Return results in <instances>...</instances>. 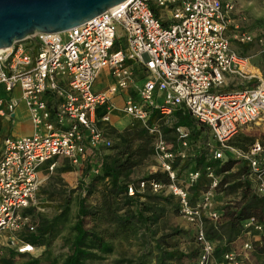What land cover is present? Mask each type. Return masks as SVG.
<instances>
[{
  "label": "built area",
  "instance_id": "1",
  "mask_svg": "<svg viewBox=\"0 0 264 264\" xmlns=\"http://www.w3.org/2000/svg\"><path fill=\"white\" fill-rule=\"evenodd\" d=\"M243 24L235 0H125L63 32L26 38L33 41L28 49L21 42L4 49L0 86L8 95L17 88L19 98L0 99V117L12 114L19 101L33 132L1 141L0 246L18 254L36 251L19 234L35 229L23 211L34 208L41 183L38 168L57 159L77 166L110 147L106 130L114 108L111 99L134 84L132 65H137L141 81L133 87L136 96L124 100L121 112L154 136L152 173L164 174L167 180L165 184L140 181L137 193L146 187L152 194L175 198L197 249L193 264H248L254 248L246 237H260L264 224L246 220L233 248L216 257V243L206 238L204 221L216 225L219 220L213 203L219 178L206 168L208 185L191 200L189 189L199 171L189 167L181 181L177 171L195 154L192 128L176 126L163 134L159 127L177 112L188 116L200 134L209 137L202 143L208 158L244 162L255 193L264 197V146L257 140L245 150L230 144L242 129L264 121L263 76L252 57L232 48L255 41L262 46L264 31L257 38ZM101 71L110 82L94 92ZM252 80L254 84L244 86ZM236 82L244 87L235 88ZM230 85L234 88L222 91ZM98 107H104L99 119ZM98 159L89 165L92 173L98 171ZM132 194L128 186L127 196ZM236 242L239 245L234 246Z\"/></svg>",
  "mask_w": 264,
  "mask_h": 264
},
{
  "label": "trees",
  "instance_id": "2",
  "mask_svg": "<svg viewBox=\"0 0 264 264\" xmlns=\"http://www.w3.org/2000/svg\"><path fill=\"white\" fill-rule=\"evenodd\" d=\"M115 46L114 44L113 49ZM173 116L176 118L177 126L192 128L191 141L193 145H196L194 156L186 162L190 169L199 171L196 183L189 189L191 200L197 198L208 185L206 168L219 178L216 192L237 195L234 203L222 208L221 223L217 222L213 225L204 221L205 236L216 243L214 255L217 257L220 253L227 251L228 246L242 235L243 223L246 220L254 218L264 224V197L255 193L244 162L228 157L211 160L208 158L207 150L202 147V143H199L200 130L193 126L189 117L178 112ZM164 134H169V130H164ZM131 156V153L124 157L102 155L98 159L97 173H92L89 165L86 164L85 170L89 175L87 181L80 184L81 193L77 199L73 221L68 227L69 236L65 238L67 251L59 263L48 260L44 255L57 223L67 219L68 199L63 201L60 212L55 217L50 220L40 217L33 233L19 234L23 243L35 248L44 247L42 254L38 257H30L9 249L6 250L7 256L0 257V264H95L112 253L114 243L128 240H136L145 245L151 243V246L145 253L127 261L126 264H146L150 262L151 254L153 255L151 261L154 264H180L183 260L188 262L194 260L197 255L196 247L184 252L168 242L181 233L177 229L160 235L154 240L151 239L154 236L152 228L166 212L165 205L175 198L171 195L162 197L161 193L152 194L146 187L142 193H137L140 181L165 184L167 180L164 174L155 172L135 181L134 185L130 181L133 168ZM53 161L47 162L46 165ZM234 167L235 170L232 171ZM68 169L69 167L61 171ZM128 186L133 190L131 197L127 196ZM89 199L92 200L91 203ZM174 211L178 212V207ZM33 212L32 207L25 209L23 214L31 218ZM143 250H145L144 247ZM255 251L257 257H264V230L259 241L255 242ZM14 257H19L22 261L14 262Z\"/></svg>",
  "mask_w": 264,
  "mask_h": 264
},
{
  "label": "rangeland",
  "instance_id": "3",
  "mask_svg": "<svg viewBox=\"0 0 264 264\" xmlns=\"http://www.w3.org/2000/svg\"><path fill=\"white\" fill-rule=\"evenodd\" d=\"M235 9L237 15H241L244 18V28L247 32L255 35L259 38V35L264 31V0H235ZM235 17V16H234ZM232 48L242 56L252 57L253 63L259 67L260 73L264 76V42L263 45H258L255 41L247 45H235L232 44ZM264 79V77H263ZM99 86L97 88H103L107 84V79L100 75ZM125 122L121 126L116 128H110L106 130V134L110 139L111 146L107 150L101 151V155H120L124 157L126 154L131 153V159L133 163L132 173L130 181L134 184L135 181H139L146 175L153 172L155 162L152 156V141L153 135L148 134L139 123L131 121L126 115H124ZM127 120V121H126ZM177 126L175 116L170 117L166 124H160L159 127L164 134V130H171ZM264 121L258 122L257 125H250L239 134V138L243 144L250 145L253 141L257 140L261 144H264L263 136ZM204 143L209 140V137L204 133L200 136ZM167 139H171L167 135ZM52 164V169L48 170V167ZM69 167L68 170H63ZM86 164L82 163L77 166H71L62 159H57L47 165L46 170L43 168L41 171V183L39 190L35 196L34 212L31 215V222L36 227L40 217L50 220L59 214L60 208L65 199H68V214L66 221H59L55 228L54 233L51 236L50 244L45 249V257L50 261H57L65 255L67 251V244L65 238L69 236L68 227L73 221V216L76 211L77 199L80 196V184L87 181L89 175L85 170ZM189 170V166L185 163L182 164L177 171V179L182 180L185 173ZM235 170V167L232 171ZM135 185V184H134ZM165 197V194L161 195ZM237 198L236 193L233 195H224L221 192H215L213 195V203L219 212V220L222 219V208L225 205L234 203ZM90 203L91 199L88 200ZM177 203L175 199L168 202L165 205V214L163 218L152 228L154 236L151 238L154 240L160 235L167 234L173 229L179 230L181 233L174 236L168 242L176 247L179 251L187 252L195 248L193 235L187 223L179 216L177 211ZM259 238L258 235H251L246 237L247 240L253 243L255 251V242ZM245 239V240H246ZM151 240V241H152ZM151 243L145 245L136 240L120 241L114 243L113 251L110 255L105 256L101 261L95 264H126L127 261L133 260L141 253H145ZM143 247L145 250H143ZM233 246L230 244L228 250H231ZM8 248L0 246V257L8 255ZM227 250V251H228ZM250 255L248 264H264V257H257L256 251ZM44 252V247L36 248L33 254H28L30 257H38ZM153 255H150V262L152 263ZM14 262H21V258L14 257ZM195 260V259H194ZM194 260H183L180 264H193Z\"/></svg>",
  "mask_w": 264,
  "mask_h": 264
},
{
  "label": "water",
  "instance_id": "4",
  "mask_svg": "<svg viewBox=\"0 0 264 264\" xmlns=\"http://www.w3.org/2000/svg\"><path fill=\"white\" fill-rule=\"evenodd\" d=\"M125 0H0V50L34 34L59 33Z\"/></svg>",
  "mask_w": 264,
  "mask_h": 264
},
{
  "label": "crops",
  "instance_id": "5",
  "mask_svg": "<svg viewBox=\"0 0 264 264\" xmlns=\"http://www.w3.org/2000/svg\"><path fill=\"white\" fill-rule=\"evenodd\" d=\"M21 44L25 47V48H29L33 45V41L31 39H24L21 41ZM34 51H32L33 53ZM257 67V66H256ZM132 69H133V81L134 84L127 89L126 91L120 92L119 94L115 95L112 99H111V103L113 104L114 108L113 110L109 113V122H108V126L110 128H116L118 126H121L122 123L125 122L124 119V114L121 112V108L123 106V102L127 97H132L135 98L136 93L133 87L138 86L140 84L141 81V68L137 65H132ZM257 69L260 72L259 67H257ZM100 75H102L103 77H105V79H107V84L110 82L109 78L107 77L106 73L104 71H101L99 73V75L97 76V78L95 79L94 85L92 90L94 92L100 91L103 88H97L99 86V77ZM255 81L252 80L250 81L248 84H244V86H250L252 84H254ZM106 84V85H107ZM105 85V86H106ZM236 87L237 89H242L244 86L242 82H236ZM232 87V85L225 87L222 91L224 90H229ZM14 97L15 99L19 98V90L17 88L13 89V91L8 95L6 94L2 87L0 86V99H6L8 97ZM48 104L53 105V103H55L52 98L50 96L47 95V97H45ZM104 112V107H98L95 110V117L97 119H99V117L103 114ZM127 121V120H126ZM99 126H105L103 124L99 123ZM247 129V128H246ZM264 129V127H263ZM244 130V129H242ZM241 130V131H242ZM240 131V132H241ZM33 132L27 112L25 110V108L23 107L22 103L18 101L17 106L15 107V109L13 110L12 114H9L7 117H0V146H1V141L2 139H4L5 137H23V136H29L31 135ZM239 132V133H240ZM237 133V134H239ZM235 135L231 140H230V144L234 147L240 148V149H247L250 145L248 144H243L241 142V139L239 138V136L241 135ZM202 135V134H201ZM89 150H86V153H88ZM100 155L97 157L96 155H91L89 157L86 158V160L83 162L87 165L90 164H94L96 162V160L98 158H100ZM82 164V163H81ZM80 165V164H79ZM46 163L41 165L38 168V176L39 178L41 177V171L44 168L46 170ZM41 179V178H40ZM216 208V207H215ZM239 244H237V242L234 244V246H237Z\"/></svg>",
  "mask_w": 264,
  "mask_h": 264
},
{
  "label": "bare ground",
  "instance_id": "6",
  "mask_svg": "<svg viewBox=\"0 0 264 264\" xmlns=\"http://www.w3.org/2000/svg\"><path fill=\"white\" fill-rule=\"evenodd\" d=\"M4 50H0V53L3 52Z\"/></svg>",
  "mask_w": 264,
  "mask_h": 264
}]
</instances>
